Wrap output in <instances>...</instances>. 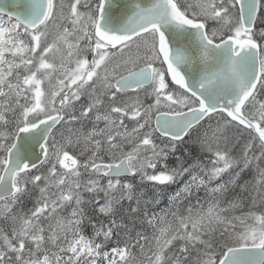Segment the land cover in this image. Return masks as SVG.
<instances>
[{
  "label": "snow or ice",
  "instance_id": "6c2138e0",
  "mask_svg": "<svg viewBox=\"0 0 264 264\" xmlns=\"http://www.w3.org/2000/svg\"><path fill=\"white\" fill-rule=\"evenodd\" d=\"M0 264H264V0H0Z\"/></svg>",
  "mask_w": 264,
  "mask_h": 264
}]
</instances>
